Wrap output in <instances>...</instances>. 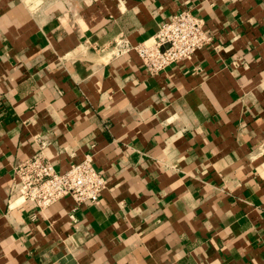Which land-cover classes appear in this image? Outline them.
<instances>
[{"label":"crops","instance_id":"obj_1","mask_svg":"<svg viewBox=\"0 0 264 264\" xmlns=\"http://www.w3.org/2000/svg\"><path fill=\"white\" fill-rule=\"evenodd\" d=\"M183 8L212 43L152 76L119 36ZM39 140L97 203L23 199ZM0 264H264V0H0Z\"/></svg>","mask_w":264,"mask_h":264},{"label":"built area","instance_id":"obj_2","mask_svg":"<svg viewBox=\"0 0 264 264\" xmlns=\"http://www.w3.org/2000/svg\"><path fill=\"white\" fill-rule=\"evenodd\" d=\"M206 21L190 8H183L165 20L148 40L133 43L126 36L115 39L112 51L116 56L135 52L148 74L155 76L166 67L189 59L212 43ZM47 140H39L37 150L14 166V179L22 188L23 199L37 210H44L56 201L71 197L75 204L97 203L107 186L105 176L95 167L92 153L59 171L44 153Z\"/></svg>","mask_w":264,"mask_h":264}]
</instances>
